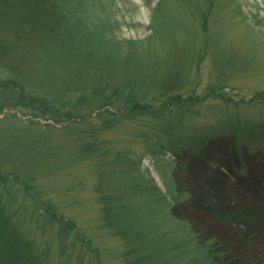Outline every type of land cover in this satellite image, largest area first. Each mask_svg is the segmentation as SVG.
<instances>
[{"label":"trees","instance_id":"trees-1","mask_svg":"<svg viewBox=\"0 0 264 264\" xmlns=\"http://www.w3.org/2000/svg\"><path fill=\"white\" fill-rule=\"evenodd\" d=\"M235 1L203 0L196 6L199 0H157L150 10L148 37L136 41L116 35L125 0H0V68L6 72L0 95H8L0 101V114L2 103L10 104L11 111L29 117L31 127L42 121L46 131L62 133L73 160L92 162L103 229L121 244L122 264H216L226 254L213 239L203 241L202 231L194 233L183 217L190 200L172 182L173 163L157 168L162 192L142 162L148 159L157 166L166 155L200 156L220 149L227 139L236 145L241 139L264 143V119L241 123L237 112L232 113L264 108V92L234 101L229 79L197 92L206 59L214 60L210 23ZM184 20L209 36L192 61L177 41ZM221 26L220 31L227 23ZM156 51L159 56H153ZM207 103L227 119L213 138L194 122L196 106ZM128 124L137 128L133 137L141 141V154L112 147L106 137ZM10 140V147L21 141L24 160L34 152L28 139ZM34 185L30 171L3 172L0 165V264H70L75 249L100 264L90 240L51 205L41 203ZM14 189L33 205L41 204L37 228L52 232L58 244L55 254L52 243L37 244L35 228L27 227L18 210L2 200ZM83 258L77 261L81 264Z\"/></svg>","mask_w":264,"mask_h":264},{"label":"rangeland","instance_id":"rangeland-1","mask_svg":"<svg viewBox=\"0 0 264 264\" xmlns=\"http://www.w3.org/2000/svg\"><path fill=\"white\" fill-rule=\"evenodd\" d=\"M125 1L118 12L120 29L117 37L136 41L146 39L150 10L157 0ZM190 1L192 4L196 2ZM202 3L203 0H199L195 5ZM263 8L262 0H236L211 21L210 53L214 60L206 59L197 92L223 79H229L234 101L249 100L255 92H264ZM223 22L227 26L220 31ZM182 23L183 28L177 34L178 46H184L188 61H192L209 36L202 35L194 22L184 20ZM153 54L159 56L160 51ZM5 77L6 72L0 68V79ZM7 98V94L0 95V101ZM214 105H197L198 117L194 120L199 125V131L212 138L223 131V121L227 120L226 114L215 109ZM1 106L5 108L0 114L1 170L30 171L35 179V195L39 201L51 205L58 215L72 221L81 230L100 254V264H122L121 244L103 229L100 205L94 192L96 172L92 162L73 160L70 151L66 150L70 142L62 133L46 131L42 128L45 125L42 121L35 120L39 126L31 127L29 117L19 111H11L8 103ZM234 112H237L241 123H256L264 119L262 106L240 108ZM136 131L133 124H128L106 137L112 147L116 144L119 149H131L141 154V141L133 137ZM12 138L28 139L29 146L34 144V152L28 159L19 156L21 152L27 156L20 140L16 141L18 146L10 147L14 145L10 140ZM166 162L173 163L172 182L190 195L189 198L187 196L189 210L183 217L191 223L194 233L202 231L203 241L213 239L226 253L217 259L216 264H264V143L245 144L241 139L236 145L232 139H227L220 149L205 151L200 156L186 153L181 158H172L166 155L157 166L144 159L142 168L148 170L162 192H165L163 180L157 168ZM2 200L10 202L13 210H18L27 227L35 228L37 244L52 243V253L55 254L58 244L52 232L46 228L42 233L37 228L41 204L38 207L33 205L17 189L4 193ZM81 255L84 257L81 264H96L91 255L78 252V249L71 254L70 264H80L77 259Z\"/></svg>","mask_w":264,"mask_h":264}]
</instances>
